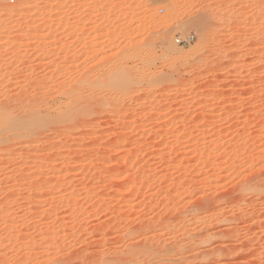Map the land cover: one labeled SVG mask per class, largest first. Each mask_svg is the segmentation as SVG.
Segmentation results:
<instances>
[{
    "label": "rangeland",
    "instance_id": "rangeland-1",
    "mask_svg": "<svg viewBox=\"0 0 264 264\" xmlns=\"http://www.w3.org/2000/svg\"><path fill=\"white\" fill-rule=\"evenodd\" d=\"M1 111L0 264H264V0H0Z\"/></svg>",
    "mask_w": 264,
    "mask_h": 264
},
{
    "label": "bare ground",
    "instance_id": "bare-ground-1",
    "mask_svg": "<svg viewBox=\"0 0 264 264\" xmlns=\"http://www.w3.org/2000/svg\"><path fill=\"white\" fill-rule=\"evenodd\" d=\"M89 79H90V77H89ZM87 83H90V85H91V82H87ZM68 87H69V86H68ZM76 87H77V86H76ZM105 87H106V86H105ZM62 88H63V87H62ZM64 88H65V86H64ZM85 88H86V87H85ZM106 88H107V87H106ZM73 89H74V88H72V90H71V89H70V90H66L65 93H64L62 90H60V91H62V92L64 93V96L69 95V96L72 98L73 94H74V95L78 94V93L76 92V90H75V92L73 93ZM75 89H76V88H75ZM81 89H82V88H81ZM104 91H105V90H104ZM106 91H107V90H106ZM79 92H80V90H79ZM101 92H102V90H101ZM101 92H100V93H101ZM109 92H110V91H108V93H109ZM75 93H76V94H75ZM80 93H81V92H80ZM83 93H84V91H83ZM26 94H27V93H26ZM26 94H25V95H26ZM40 94H41V92H40ZM48 94H49V93H48ZM93 94H94V93H93ZM103 94H104V93H103ZM41 95H42V94H41ZM57 95H59V94H57ZM71 95H72V96H71ZM79 95H80V94H79ZM79 95H78V97L80 98L81 96H79ZM94 95H95V94H94ZM94 95H93V96H94ZM99 95H100V94H99ZM101 95H102V94H101ZM101 95H100V96H101ZM62 96H63V94H62ZM62 96H61V97H62ZM76 96H77V95H76ZM86 96H87V95H86ZM25 97H26V96H25ZM43 97H44V96H43ZM43 97H42V98H43ZM45 97H47V96H45ZM70 97H64V98H70ZM73 97H74V99H75V96H73ZM78 97H77V98H78ZM84 97H85V96H84ZM40 98H41V96H40ZM56 98H57V96H56ZM62 98H63V97H62ZM71 98H70V101H72ZM77 98H76V99H77ZM81 98H82V97H81ZM81 98H80V99H77V102H78V100L80 101ZM38 99H39V97H38ZM53 99H54V98H53ZM57 99H58V98H57ZM74 99H73V100H74ZM43 100H44V98H43ZM45 100H46V99H45ZM49 100H50V99H49ZM85 100H86V99H85ZM85 100H83V102H84ZM96 100H97V99H96ZM96 100H95V102H97ZM101 100H102V99H101ZM30 101H31V100H30ZM52 101H53V100H52ZM75 101H76V100H75ZM88 101H94V100H91V95L88 96ZM98 101H99V100H98ZM44 102H46V101H44ZM47 102H48V101H47ZM57 102H58V101H57ZM59 102H60V101H59ZM81 102H82V101H81ZM102 102H103L104 104H103ZM50 103H51V102H50ZM54 103H55V102H54ZM61 103H62V101H61ZM68 103H70V102H68ZM73 103H74V101L72 102V107H74V106L76 105V104L73 105ZM84 103L86 104L87 102H84ZM91 103H94V102H91ZM91 103L89 102V103H87V104L90 105ZM51 104H53V103H51ZM94 104H95V103H94ZM100 104H102V106L104 107V105H105L104 100H102ZM58 105H59V104H58ZM58 105H57V106H58ZM70 105H71V104H70ZM79 105H80V104H79ZM79 105H78V106H79ZM89 105H86V106H88V107L90 108ZM92 105H93V104H92ZM51 106H52V105H51ZM51 106H50V107H51ZM63 106H64V105H63ZM65 106H66V105H65ZM67 106H68V105H67ZM81 106H82V104H81ZM86 106H85V107H86ZM96 106H97V105H96ZM98 107H99V106H98ZM48 108H49V107H48ZM62 108H63V107H62ZM75 108H78V107H74V109H75ZM86 108H87V107H86ZM95 108H96V107H95ZM95 108L93 107V109H95ZM54 109H55V108H54ZM57 109H59V107H58ZM57 109H56V110H57ZM60 109H61V108H60ZM60 109H59V110H60ZM74 109H72L71 107H67V110L64 111V116H65V112H67V111H68V112L66 113V118H67V115H68V116H70V119L73 118V117H75L77 114H80V113H79V111L81 110L80 108H78V110L75 109V110H77V112H76V111H73ZM84 109H85V108H84ZM87 109H88V108H87ZM96 109H97V108H96ZM96 109H95V111H96ZM98 109H99V108H98ZM6 110H7V109H6ZM50 110L53 112L52 109H50ZM71 110H72L73 112H76V113L74 114ZM91 110H92V108H91ZM91 110H90V111H91ZM99 110H100V109H99ZM33 111H34V110H33ZM33 111H32V113H33ZM44 111H45V110H44ZM57 111H58V110H57ZM57 111H55V112H57ZM84 111H86V110H84ZM93 111H94V110H93ZM4 112H5V111H4ZM6 112H7V111H6ZM29 112H30V111H29ZM55 112H54V113H55ZM71 112L73 113V116H72V117H71ZM80 112H81V111H80ZM8 113H9V112H8ZM35 113H37V115H38V112H35ZM39 113H40V115H38L37 117L34 115L33 118H32V116H30L31 118H28V116H29L30 114H29L28 116H26V115H27V114H26L25 117L22 115L23 117H22V118L20 117L19 120H17L16 125H14V124H15V121L12 120V119L10 118V115H7V114L4 115V113H2V111H1V113H0V131H2V133H3V132H4V133L7 132L8 130H10V131H13V130L16 131L15 128H17V130H18L19 127H20L21 130H23V129L25 128V133H26V131H27L26 134H29V133H30V135H32V134L35 135V134H37V133L39 132L38 130H39L41 127L44 128V127H45V124H47L46 121H47L48 119H46V118H51V116H52V114H51L50 111H49V113H46V114H44V115H43V113L41 114V112H39ZM60 113H62V111H61ZM81 113H82V112H81ZM84 113H86L85 116L88 114L87 112H84ZM32 115H33V114H32ZM74 115H75V116H74ZM53 116H54V115H53ZM53 116H52V117H53ZM56 116H57V115H56ZM64 116H63V119H61V120H64V119L66 120V118H65ZM85 116H84V114H82V117H85ZM92 116H94V112H93V115H92ZM60 117H62V115H61ZM78 117H79V116H78ZM54 118H55V117H54ZM54 118H52L53 121H56V123H59L58 120H57V119H54ZM68 118H69V117H68ZM39 119H40V121L42 120L41 122H43V120H44V123H42V124H44V126H42V124L39 123V122H40ZM45 119H46V120H45ZM58 119H59V118H58ZM75 119H76V118H75ZM78 119H79V118H78ZM61 120H59V121H61ZM65 120H64V121H65ZM48 121H49V120H48ZM64 121H63V122H64ZM72 121H74V120L71 119L70 122H72ZM35 122H36L37 124H35ZM61 122H62V121H61ZM38 123H39V126H40V127H38V126H37V127H38L39 129H38V128L36 129L35 127H34V128L32 127L34 124H35L34 126L38 125ZM49 123H50V122H48V124H49ZM62 124H67V123H62ZM14 126H15V128H14ZM17 126H18V127H17ZM30 127H31V128H30ZM13 128H14V129H13ZM32 128H33V129H32ZM48 128H49V127H48ZM47 130H49V129H47ZM10 131H9V132H10ZM23 131H24V130H23ZM28 131H29V133H28ZM40 131H41V130H40ZM42 131H43V130H42ZM17 132H18V131H17ZM4 133H3V134H4ZM22 133L24 134V132H22ZM31 133H32V134H31ZM41 134H42V133H41ZM5 135H6V134H5ZM39 135H40V134H39ZM8 137H9V136H8ZM36 137H37V136H36ZM36 137H35V138H36ZM176 152H177V148H176V147H173V148L170 149L169 154H170V155H171V154H175ZM176 154H177V153H176ZM209 195H210V194H209ZM205 198H206V197H205ZM207 200H208V199H207ZM198 201H199V200H198ZM203 201H204V203H203L204 205H203L201 202H198L199 204H202V205H197V206H198L197 208H196V207L193 208V206H192V207H191L192 210L189 209V210H190L189 212L185 209L184 211H186L187 213H185V212L183 213V211L181 210L182 213H183V214H186V215H187L188 213L191 214V215H196V214L198 215V213H199L200 211L202 212L203 210H206V209H207V208H206V209H202V208H205V207L209 206L208 204H209L210 202L208 203L205 199H204ZM203 201H202V202H203ZM205 201H206V204H207V205L205 204ZM209 201L212 202L213 199H212V200L209 199ZM196 203H197V202H196ZM191 204H192V203H191ZM191 204H190V205H191ZM194 204H195V203H194ZM194 204H192V205H194ZM210 205H211V204H210ZM189 207H190V206H189ZM200 207H202V208H200ZM187 209H188V208H187ZM200 209H201V210H200ZM178 210H179V209H178ZM177 213H178V212H177ZM177 213H176V214H177ZM182 213H180V214L182 215ZM189 214H188V215H189ZM178 215H179V214H178ZM152 247H153V246H152ZM152 247H151V250H152V249H154L155 251H158V250H159V248H156V249H155V248H152ZM149 250H150V249H149ZM152 251H153V250H152ZM155 251H153V252H155Z\"/></svg>",
    "mask_w": 264,
    "mask_h": 264
},
{
    "label": "built area",
    "instance_id": "built-area-1",
    "mask_svg": "<svg viewBox=\"0 0 264 264\" xmlns=\"http://www.w3.org/2000/svg\"><path fill=\"white\" fill-rule=\"evenodd\" d=\"M192 40V37H188L186 39H178L177 42L181 44H188Z\"/></svg>",
    "mask_w": 264,
    "mask_h": 264
}]
</instances>
